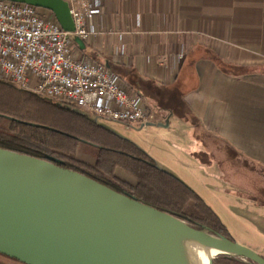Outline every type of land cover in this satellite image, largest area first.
Here are the masks:
<instances>
[{
	"label": "crops",
	"instance_id": "crops-1",
	"mask_svg": "<svg viewBox=\"0 0 264 264\" xmlns=\"http://www.w3.org/2000/svg\"><path fill=\"white\" fill-rule=\"evenodd\" d=\"M106 5L124 27L141 15L148 32L160 33L141 35L136 44L125 37L120 69L154 113L168 111L161 123L173 116L184 123L191 147L183 150L216 181L228 210L241 211L239 217L254 214L252 232L261 240L255 248L264 252V189L253 191L257 179L264 181V0H106ZM172 44L185 52L174 74L173 61L164 55ZM142 55L157 64L142 65ZM187 90L192 92L186 95Z\"/></svg>",
	"mask_w": 264,
	"mask_h": 264
},
{
	"label": "water",
	"instance_id": "water-1",
	"mask_svg": "<svg viewBox=\"0 0 264 264\" xmlns=\"http://www.w3.org/2000/svg\"><path fill=\"white\" fill-rule=\"evenodd\" d=\"M0 1L48 9L65 31L76 30L66 0ZM169 121L147 127L168 128ZM168 222L209 242L228 243L232 254L219 256L264 264L263 256L236 241L196 230L53 160L0 148V253L23 264H173L151 234Z\"/></svg>",
	"mask_w": 264,
	"mask_h": 264
},
{
	"label": "built area",
	"instance_id": "built-area-1",
	"mask_svg": "<svg viewBox=\"0 0 264 264\" xmlns=\"http://www.w3.org/2000/svg\"><path fill=\"white\" fill-rule=\"evenodd\" d=\"M66 1L75 32L65 31L48 9L0 1V81L47 100L76 106L93 118L148 129L154 110L109 64H122L127 53L125 37L136 44L141 35L160 33L148 32L141 15L124 27L112 18L106 0ZM76 38L85 43L84 51ZM88 51L97 58L87 56ZM165 54L173 61V70L167 67L174 74L185 52L172 44L169 50L166 46ZM149 61L157 64L150 56L140 57L142 65Z\"/></svg>",
	"mask_w": 264,
	"mask_h": 264
},
{
	"label": "trees",
	"instance_id": "trees-1",
	"mask_svg": "<svg viewBox=\"0 0 264 264\" xmlns=\"http://www.w3.org/2000/svg\"><path fill=\"white\" fill-rule=\"evenodd\" d=\"M86 54L97 58L96 53ZM109 66L136 89V82L120 69L122 66L116 63ZM0 148L53 160L62 168L84 174L138 202L176 216L196 230L208 229L235 241L217 213L192 188L161 169L135 143L102 127L76 106L47 100L5 81H0ZM118 170L135 182L119 175ZM0 264L23 263L0 253ZM214 264L249 263L218 256Z\"/></svg>",
	"mask_w": 264,
	"mask_h": 264
},
{
	"label": "rangeland",
	"instance_id": "rangeland-1",
	"mask_svg": "<svg viewBox=\"0 0 264 264\" xmlns=\"http://www.w3.org/2000/svg\"><path fill=\"white\" fill-rule=\"evenodd\" d=\"M191 92L192 90H187L186 95H189ZM88 114L91 115L90 113ZM167 116L168 111L166 109L158 108L157 112L154 114L153 123L158 125ZM97 123L120 137L135 143L149 154L161 169L180 178L204 199L206 203H210V206H214L216 213L227 225L228 231L236 242L264 257V252L255 248V241L260 239L256 232H252L255 228L249 220L253 219L252 217L254 214H242L243 216L239 217L235 214L241 215V211L234 213L226 208L223 200L224 197L218 191L219 185L216 184L215 180L209 179L204 175L201 169L196 165V160L183 150V148L191 147V140L184 123L179 121L176 116H173L171 119L169 128L149 127L148 129L140 130V126L127 128L120 122L103 118H99ZM190 173H192L197 180H192L189 175ZM118 174L131 182H135L132 177L121 170H118ZM253 183L255 184V182ZM202 184H207L209 186L207 190L202 188ZM253 189L256 193L259 191L262 192L264 189V181L257 179V184L253 186ZM169 244L172 245L169 246V251L177 255V248L174 244ZM241 261L248 263L244 260Z\"/></svg>",
	"mask_w": 264,
	"mask_h": 264
},
{
	"label": "bare ground",
	"instance_id": "bare-ground-1",
	"mask_svg": "<svg viewBox=\"0 0 264 264\" xmlns=\"http://www.w3.org/2000/svg\"><path fill=\"white\" fill-rule=\"evenodd\" d=\"M151 234L173 264H211L221 254H232L228 243L222 240L209 242L175 222L154 226ZM169 243L177 248V255L169 251V246H172Z\"/></svg>",
	"mask_w": 264,
	"mask_h": 264
}]
</instances>
